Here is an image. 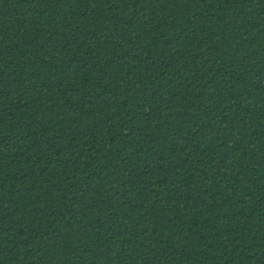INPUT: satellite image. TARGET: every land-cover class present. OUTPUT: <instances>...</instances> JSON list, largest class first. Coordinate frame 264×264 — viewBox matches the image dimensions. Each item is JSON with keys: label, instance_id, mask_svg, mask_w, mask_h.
I'll return each instance as SVG.
<instances>
[{"label": "trees", "instance_id": "trees-1", "mask_svg": "<svg viewBox=\"0 0 264 264\" xmlns=\"http://www.w3.org/2000/svg\"><path fill=\"white\" fill-rule=\"evenodd\" d=\"M0 264H264V0H0Z\"/></svg>", "mask_w": 264, "mask_h": 264}]
</instances>
